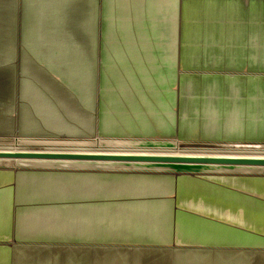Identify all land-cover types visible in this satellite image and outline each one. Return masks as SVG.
Listing matches in <instances>:
<instances>
[{"label": "crops", "instance_id": "obj_1", "mask_svg": "<svg viewBox=\"0 0 264 264\" xmlns=\"http://www.w3.org/2000/svg\"><path fill=\"white\" fill-rule=\"evenodd\" d=\"M207 1L217 6L216 11L197 3L190 15L189 0L177 1L179 61L187 67L188 54L193 53L197 59L226 62L254 75L244 78L254 91L249 96L251 112L244 116L253 118L250 128L259 127L264 134V75H258L264 70V0ZM119 3L127 6L119 8ZM155 4L156 0H0V135L86 137L115 127H124L119 134L138 133L139 114L116 120L110 108L119 105V93L138 96L141 68L154 69L142 54L151 53L154 63V47L143 39L150 37L149 30L141 37L140 16L145 13L141 9L146 6L149 14ZM219 6H226L227 12ZM192 15L195 40L188 37ZM179 116L180 123L186 122L187 113L180 111ZM81 170H0V264H91V253L62 255L51 249L69 242L82 245L92 238L93 193L103 197L108 191L113 196L139 191L176 194L177 202L123 199L132 206L147 202V218L158 219H150L148 228L264 229V176ZM179 214L191 217L176 220Z\"/></svg>", "mask_w": 264, "mask_h": 264}, {"label": "rangeland", "instance_id": "obj_2", "mask_svg": "<svg viewBox=\"0 0 264 264\" xmlns=\"http://www.w3.org/2000/svg\"><path fill=\"white\" fill-rule=\"evenodd\" d=\"M177 1L162 0L161 3L156 0L154 7L150 5L149 12L151 13L149 14L146 6L141 9V11H145L140 16L141 37L144 32L147 34L149 30L150 37L146 36L143 39H146V42H150V45L152 44L154 47V63L150 60L151 53L142 54H145L150 66L154 65V69L144 70L141 68V84L138 96L132 98L130 94L119 93L115 95L118 97L119 105L116 108H110V111L116 114V116L114 115L116 120L119 119L117 116L120 115L139 114L140 127L138 133L125 132L119 134L124 130V127L94 132L91 136L86 137L29 136L13 133L0 135V148L31 150L70 148L95 150L97 152L104 150L112 153L118 151L195 152L204 150L264 152V134L257 131L259 127L250 128L249 121L253 118L244 116V112L248 114L251 112L249 96L251 93L254 95L250 86L245 84L249 82L244 78L254 75L249 72L245 74L243 67H231L226 62L217 65L215 62L209 63L208 60L197 59L195 54L190 53L193 50L191 47H189L191 50L189 49L187 67H184L179 61L176 41ZM197 3L198 6L216 11L217 6L207 0H189V15ZM123 5L119 3V8ZM126 6L127 4L123 7ZM219 7L225 8L223 12H227L226 6ZM190 17L188 37L189 40H195L197 37L193 36L195 30L192 27H194L196 20L193 15L192 18ZM260 72L263 73L258 75H264V70H258V73ZM110 98L111 96L108 97V99ZM183 99L184 107L182 105ZM180 111L187 113L186 122H179ZM259 137L261 138L259 139ZM78 169L97 174H128L132 172L133 174L171 176H179L180 174L192 176L232 174L264 176V173L219 174L175 170L132 171L110 169V167L0 166V170H11L15 173L18 171H78ZM112 193L108 191L103 197L93 193L91 239L86 238L85 242L82 241V245H75L72 242H69L68 245L65 243L56 244L55 248L51 250L62 255L70 253L75 256L78 253H86V256L91 253V264H264V229L182 230L148 228L150 219L156 218L153 214L152 218H147L148 214L151 215L149 205H145L147 202L134 206L128 205L131 202L129 199L131 197L140 198L141 201L156 199L157 202H161V200L171 198L177 202L176 194L159 193L155 196L150 192L139 191L135 194L118 193L119 195L113 196ZM111 198L114 201L128 199L130 202H126L127 200H123V202L108 201L107 203L99 201L100 199L109 200ZM164 208L161 207V209ZM173 210L179 209L176 207ZM171 216H174L173 212ZM175 216L177 217H175L176 220H185L191 217L189 214H187L188 217L180 214ZM260 218L264 219V215ZM252 221H254V217ZM116 225L120 226L117 227ZM127 225H134L136 228H128ZM89 248L91 249L89 250ZM58 262L63 264L62 260ZM77 263L79 262L77 261ZM86 263H88L87 260Z\"/></svg>", "mask_w": 264, "mask_h": 264}, {"label": "bare ground", "instance_id": "obj_3", "mask_svg": "<svg viewBox=\"0 0 264 264\" xmlns=\"http://www.w3.org/2000/svg\"><path fill=\"white\" fill-rule=\"evenodd\" d=\"M42 148V147H41ZM59 148V147H58ZM68 148V147H66ZM225 148V147H223ZM227 148V147H226ZM232 148V147H231ZM79 149V148H78ZM112 151V149H111ZM3 153H58V154H123L142 156H177V157H224V158H264V152H239L204 150L195 152H97L93 150L77 149H16L0 148ZM115 152V151H114ZM58 166V167H107L125 170H175L187 172H212V173H264V165L241 164H213V163H184L167 161H125V160H95V159H71V158H38V157H0V166L30 167V166ZM57 168V167H56Z\"/></svg>", "mask_w": 264, "mask_h": 264}, {"label": "water", "instance_id": "obj_4", "mask_svg": "<svg viewBox=\"0 0 264 264\" xmlns=\"http://www.w3.org/2000/svg\"><path fill=\"white\" fill-rule=\"evenodd\" d=\"M0 157H38V158H71L95 160H125V161H167L184 163H213V164H241L264 165V158H224V157H177V156H142L123 154H58V153H3Z\"/></svg>", "mask_w": 264, "mask_h": 264}]
</instances>
